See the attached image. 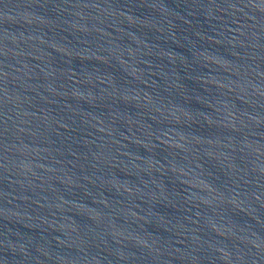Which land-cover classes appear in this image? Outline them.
I'll return each instance as SVG.
<instances>
[{
	"label": "water",
	"instance_id": "1",
	"mask_svg": "<svg viewBox=\"0 0 264 264\" xmlns=\"http://www.w3.org/2000/svg\"><path fill=\"white\" fill-rule=\"evenodd\" d=\"M0 264H264V0H0Z\"/></svg>",
	"mask_w": 264,
	"mask_h": 264
}]
</instances>
